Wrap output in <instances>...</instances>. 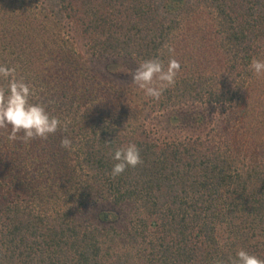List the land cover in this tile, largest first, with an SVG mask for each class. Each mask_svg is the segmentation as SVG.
<instances>
[{
	"label": "trees",
	"instance_id": "obj_1",
	"mask_svg": "<svg viewBox=\"0 0 264 264\" xmlns=\"http://www.w3.org/2000/svg\"><path fill=\"white\" fill-rule=\"evenodd\" d=\"M153 58L181 65L158 101L131 75ZM254 59L264 0H0V65L67 122L27 144L0 129V264H229L241 249L264 260ZM130 143L142 164L113 178L112 154Z\"/></svg>",
	"mask_w": 264,
	"mask_h": 264
},
{
	"label": "clouds",
	"instance_id": "obj_2",
	"mask_svg": "<svg viewBox=\"0 0 264 264\" xmlns=\"http://www.w3.org/2000/svg\"><path fill=\"white\" fill-rule=\"evenodd\" d=\"M168 52L171 54L173 49L169 48ZM249 67L256 75H264V60L254 59ZM180 68L174 58L168 59L167 66L159 58L144 60L132 72V83L146 97L158 101L167 88L175 85ZM5 79L8 88L6 91L0 89V129L10 128V140L19 139L27 144L36 138L46 140L61 129L67 131V122L51 116L43 104L30 102L34 91L23 78L16 77L15 67L0 65V80ZM18 133L22 135L18 136ZM60 144L64 149L72 148V141L67 137ZM112 160L115 162L110 172L113 178L142 164L140 149L134 143L116 149ZM229 264H264V260L241 249L235 257L229 258Z\"/></svg>",
	"mask_w": 264,
	"mask_h": 264
},
{
	"label": "rangeland",
	"instance_id": "obj_3",
	"mask_svg": "<svg viewBox=\"0 0 264 264\" xmlns=\"http://www.w3.org/2000/svg\"><path fill=\"white\" fill-rule=\"evenodd\" d=\"M190 113H191V111H190ZM213 113H214V111H213L212 109H210V108H205V109H204L203 114H204L205 119H206L207 122H208L209 119L213 116ZM200 129H201V131H202V130H203V127H201ZM186 130H187V128H184V131H186Z\"/></svg>",
	"mask_w": 264,
	"mask_h": 264
}]
</instances>
